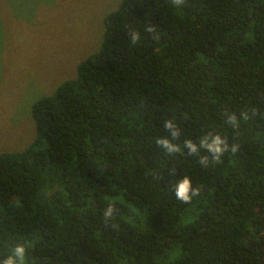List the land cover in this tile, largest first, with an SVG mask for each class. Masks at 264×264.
<instances>
[{
    "label": "trees",
    "instance_id": "1",
    "mask_svg": "<svg viewBox=\"0 0 264 264\" xmlns=\"http://www.w3.org/2000/svg\"><path fill=\"white\" fill-rule=\"evenodd\" d=\"M101 39L0 154V264L18 244L22 264H264V0H121ZM209 133L229 144L218 163L185 147Z\"/></svg>",
    "mask_w": 264,
    "mask_h": 264
},
{
    "label": "rangeland",
    "instance_id": "2",
    "mask_svg": "<svg viewBox=\"0 0 264 264\" xmlns=\"http://www.w3.org/2000/svg\"><path fill=\"white\" fill-rule=\"evenodd\" d=\"M121 0H0V154L35 136L31 106L75 77Z\"/></svg>",
    "mask_w": 264,
    "mask_h": 264
},
{
    "label": "clouds",
    "instance_id": "3",
    "mask_svg": "<svg viewBox=\"0 0 264 264\" xmlns=\"http://www.w3.org/2000/svg\"><path fill=\"white\" fill-rule=\"evenodd\" d=\"M186 0H172L174 5H183ZM130 39L133 44L137 43L139 40V34L136 32L130 33ZM227 123L233 125L234 127L238 126V121L236 115L229 114ZM164 128L169 132L171 136V140L165 137L159 138L157 140V144L165 149L167 153L172 154L180 151V147L178 144L172 143V140H176L180 136V130L177 125L173 122V120L169 119L164 122ZM185 147L188 149L189 155L198 154L201 149H205L211 155V162L218 163L224 154V152L229 150V144L225 138H222L219 134L212 135L209 133L205 135L199 142V147L197 144L193 143L191 140H185ZM238 150V145L233 144L231 146V151L236 152ZM208 156H201L199 163L202 166H207L209 164ZM175 175V173H173ZM174 195L182 203L189 204L191 203L193 197H196L200 193V189L198 187H193L192 180L189 176L185 175L182 178L178 179L176 183L173 185ZM116 212V208L114 205L109 204L104 210V218L109 220L113 217ZM15 257L23 262L25 256V247L23 245H17L14 249ZM3 264H16V260L13 257H8L3 261Z\"/></svg>",
    "mask_w": 264,
    "mask_h": 264
}]
</instances>
